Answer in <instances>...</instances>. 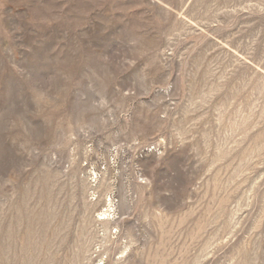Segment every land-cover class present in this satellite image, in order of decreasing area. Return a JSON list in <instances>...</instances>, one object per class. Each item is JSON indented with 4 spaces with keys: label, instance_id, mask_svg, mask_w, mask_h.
<instances>
[{
    "label": "rangeland",
    "instance_id": "374dc122",
    "mask_svg": "<svg viewBox=\"0 0 264 264\" xmlns=\"http://www.w3.org/2000/svg\"><path fill=\"white\" fill-rule=\"evenodd\" d=\"M0 264H264V0H0Z\"/></svg>",
    "mask_w": 264,
    "mask_h": 264
},
{
    "label": "bare ground",
    "instance_id": "6f19581e",
    "mask_svg": "<svg viewBox=\"0 0 264 264\" xmlns=\"http://www.w3.org/2000/svg\"><path fill=\"white\" fill-rule=\"evenodd\" d=\"M110 210V209H109ZM104 215H106V214H109V211L108 210H106V211H104V213H103ZM103 219H104V217H103Z\"/></svg>",
    "mask_w": 264,
    "mask_h": 264
}]
</instances>
